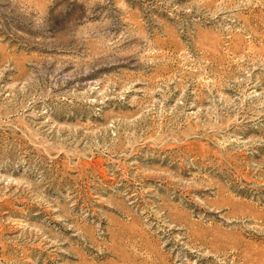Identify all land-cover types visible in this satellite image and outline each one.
Listing matches in <instances>:
<instances>
[{
	"label": "rangeland",
	"instance_id": "obj_1",
	"mask_svg": "<svg viewBox=\"0 0 264 264\" xmlns=\"http://www.w3.org/2000/svg\"><path fill=\"white\" fill-rule=\"evenodd\" d=\"M0 264H264V0H0Z\"/></svg>",
	"mask_w": 264,
	"mask_h": 264
}]
</instances>
